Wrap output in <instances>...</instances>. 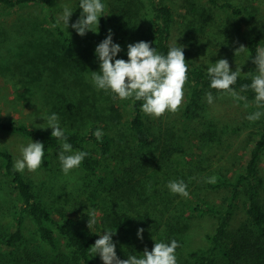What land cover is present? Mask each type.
I'll return each mask as SVG.
<instances>
[{"label":"trees","instance_id":"16d2710c","mask_svg":"<svg viewBox=\"0 0 264 264\" xmlns=\"http://www.w3.org/2000/svg\"><path fill=\"white\" fill-rule=\"evenodd\" d=\"M57 1L0 0V9L28 4L45 7L58 36L72 47L74 44L70 35L57 23L52 12ZM182 1L186 8L182 17L185 24L180 30L182 42L177 45L182 46L188 63V82L180 111L182 118L194 119L206 111L209 105L206 93L211 92L216 96L220 93L210 88L207 67L195 57L196 52L206 50L210 54L219 53L223 43L211 44L210 37H224L225 32L230 30L222 28L224 26L221 27L213 15L205 8H200L201 5L195 0ZM206 1L214 6L230 9L236 15L242 13V9L230 0ZM102 2L106 5V15L98 18V25L101 31L107 33L108 5L107 0ZM147 2L154 48L158 53L166 55L169 47L174 44L171 41L175 22L171 3L174 1ZM249 28L252 32H247L242 39L249 54L255 59L256 51L264 39V23L254 24ZM235 29L236 32L240 31L238 27ZM257 74L253 70L241 72L232 86L241 96L247 97V101L242 102L248 103L252 113L257 110L264 112V108L257 109L255 93L250 88L246 92H240V87L250 85L252 77ZM126 103L129 108L125 122L127 136L123 133L118 137L102 130L103 136L97 140L93 133L100 127L95 120L88 121L84 128L60 126L64 129L73 152L88 153L80 165L81 170L97 183L105 185L108 192L105 203H100L96 223L89 228L88 216L82 211L52 208L45 203L24 173L14 170L12 153L0 148L4 174L9 177L16 192V223L0 234V246L11 257V261L16 264H103L99 254L93 256L91 246L104 231L110 230L115 231L112 241L119 259H127L129 255L142 256L145 248L151 251L154 242L169 243L175 239L180 245L176 249L177 264H264V203L261 199L264 186L259 175V164L264 154V116L254 122L257 130L249 137L246 158L242 167L233 173L226 175L221 171H207V167L199 170L187 167V174L181 169L176 170V176L185 175L182 180L187 184L189 192V196L185 198L171 193L167 187L169 181L178 180L170 177L175 166L168 159L172 154L169 142L166 141L161 148L159 138L148 126L147 115L141 111L142 101L128 99ZM0 129L43 143V166L58 159L61 142L51 136V128L43 129L0 116ZM123 140L125 145L122 144ZM111 154L115 158V168L112 169L105 163V158H109ZM213 176L217 178L216 182L208 183V178ZM205 188L223 190L220 203L209 201L203 191ZM171 204H175L174 209L169 208ZM134 205L138 210L146 208L143 216L147 213L150 218H138L139 224H136V218L130 213H135ZM128 207L131 208L130 211ZM240 209L245 219L237 228L232 229V221ZM204 215L215 218L213 228L204 234V245L188 249L186 237L190 228L189 221L195 216ZM26 217L30 218L35 227V234L31 238L24 233ZM141 228L144 230L143 238L139 239L137 230Z\"/></svg>","mask_w":264,"mask_h":264},{"label":"rangeland","instance_id":"374dc122","mask_svg":"<svg viewBox=\"0 0 264 264\" xmlns=\"http://www.w3.org/2000/svg\"><path fill=\"white\" fill-rule=\"evenodd\" d=\"M173 1L175 22L171 41L180 43L183 39L180 30L185 24L182 17L186 8L182 0ZM195 1L201 5L200 8L210 12L221 27L224 26L222 28L230 30L225 32L224 37H210L211 44L223 43L219 53L210 54L204 50L196 52L195 57L204 67L213 65L219 59H226L230 71L236 68L244 73L257 71L242 37L252 32L250 26L264 23V0H230L242 9L238 15L206 0ZM106 3L108 30H111L113 43L121 47L114 59L127 60V45L132 43L145 41L154 48L147 0H107ZM65 5L73 9L69 26L67 28L63 22L59 24L70 35L74 44L72 47L58 36L45 7L28 4L0 9V116L50 129L47 127V117L56 113L60 126L84 128L88 121L95 120L101 130L118 137L123 133L127 136L125 122L129 108L126 100L114 99L111 92L98 90L91 81V71H99L95 48L108 32L101 31L98 25L97 33L87 31L84 36L78 35L71 24L81 15L79 0H58L52 8L57 20ZM236 27L240 29L238 33ZM241 45L247 49L236 51ZM261 47H264V39ZM184 90H187L186 85ZM212 96L213 103H208L206 111H202L198 118L184 119L181 111L166 113L160 118L147 116L148 126L159 138L161 148L166 141L172 147L168 159L174 163V173L164 168L171 172L172 179H184L185 175L175 174L178 169L187 174V167L195 170L207 167V171H221L229 175L243 165L250 145L249 137L257 130V125L246 119L252 113L250 107L245 108V102H237L222 92ZM31 141L19 133L0 129V148L11 152L14 162L21 158V146H27ZM122 144L125 145L124 140ZM51 163L41 165L35 172L27 169L23 172L32 182L36 193L52 208L67 211L77 209L86 216L95 212L97 217L100 203H105L108 193L106 186L86 176L80 167L64 175L58 159ZM105 163L110 169L115 168L114 155L105 158ZM259 175L264 186V154L259 164ZM203 191L207 194L205 197L214 203H220L224 195V191L219 189L205 188ZM261 199L264 203V192ZM15 204L16 192L9 177L4 174L0 159V234L16 223ZM174 206L171 204L169 208L174 209ZM128 209L131 210L130 207ZM145 212L146 208L138 210L136 206L135 213L130 211L136 218V224H139L138 218H150L147 213L143 216ZM244 219L240 209L232 221V229L237 228ZM214 222L215 218L205 215L190 220L186 247L192 249L204 245V234L213 228ZM24 233L30 238L35 234L29 217L24 222ZM0 264H16L1 246Z\"/></svg>","mask_w":264,"mask_h":264},{"label":"clouds","instance_id":"9594fccd","mask_svg":"<svg viewBox=\"0 0 264 264\" xmlns=\"http://www.w3.org/2000/svg\"><path fill=\"white\" fill-rule=\"evenodd\" d=\"M79 8L82 9L80 17L71 27L80 36L87 31L98 32V18L106 15V5L102 0H79ZM73 9L67 5L58 18L57 23L63 22L69 26V19ZM95 28V30H93ZM241 45L236 51H245ZM121 51L119 44L113 43L111 30H108L106 38L97 45L95 54L99 60V71H91V81L98 90L111 92L113 98L120 100L131 99L142 101L141 111L153 118H160L166 113L175 114L180 111L184 103V88L188 82V63L185 59L182 46H178L176 40L169 47L167 54L158 53L149 42L140 41L127 45V60L114 59ZM253 63L256 65L257 75L251 79V84H244L240 92H246L249 88L255 93V105L257 109L264 108V47L258 48ZM210 78V88L229 95L233 100L247 101L246 96H241L232 87L241 74L240 68L230 71L229 62L219 59L213 65L206 68ZM206 100L212 104L214 97L211 92L206 93ZM245 108L249 107L245 102ZM264 116V112L257 110L246 117L250 122H255ZM47 127L52 129L51 136L61 142V151L58 159L64 175H68L73 169L79 168L85 157V151L73 152L72 145L67 142L64 129L60 127L59 117L52 113L47 117ZM45 128V127H40ZM97 140L103 136V132L97 129L94 133ZM21 158L13 165L16 172L23 173L37 171L43 163L44 144L29 142L27 146H21ZM216 177L208 178V183H215ZM168 189L173 194L187 198V184L183 180L169 181ZM88 228L96 223V213L87 214ZM143 229L137 230V237L142 239ZM115 231H104L100 238L91 246V253L99 254L103 264H177L176 249L179 243L173 239L169 243L163 241L154 242L151 251L147 248L142 256L129 255L127 259H119L116 254L112 236Z\"/></svg>","mask_w":264,"mask_h":264}]
</instances>
